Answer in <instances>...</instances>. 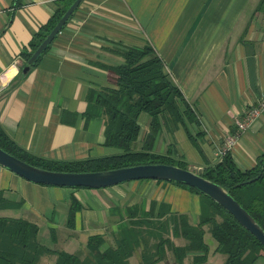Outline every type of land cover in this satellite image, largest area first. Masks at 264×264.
I'll use <instances>...</instances> for the list:
<instances>
[{"label": "crops", "instance_id": "1", "mask_svg": "<svg viewBox=\"0 0 264 264\" xmlns=\"http://www.w3.org/2000/svg\"><path fill=\"white\" fill-rule=\"evenodd\" d=\"M258 1L81 0L23 71L27 59L22 52L33 51L35 34L64 0H0V124L20 147L45 158L121 151L104 144L103 116H86L87 94L113 86L106 66L122 61L116 49L151 44L198 119L191 132L195 140L182 125L171 131L163 127L153 151L184 156L199 172L220 159L227 138L235 134L228 150L240 167H250L264 150V110L243 129L236 121L264 97V11L256 9ZM138 122L133 148L142 146L149 131L148 115L141 112ZM0 188L10 200H22L25 217L63 228L58 237L77 247H84L91 234L114 230L128 206L148 207L156 199L179 210L177 196L163 198L167 185L157 179L99 188L58 186L30 181L0 165ZM175 189V195L196 202L197 215L198 196L185 187ZM71 196L81 207L68 228ZM55 213L59 219H50Z\"/></svg>", "mask_w": 264, "mask_h": 264}, {"label": "trees", "instance_id": "2", "mask_svg": "<svg viewBox=\"0 0 264 264\" xmlns=\"http://www.w3.org/2000/svg\"><path fill=\"white\" fill-rule=\"evenodd\" d=\"M73 0H64L49 22L35 34L31 49L43 39L67 6ZM256 9L264 11V0H259ZM122 61L106 66L113 78V86H106L87 94L86 116L101 115L104 118V144L118 147L121 151L109 155L84 159L61 160L32 154L20 147L0 124V147L13 155L43 168L54 170H99L136 163L162 162L188 167L182 157L171 152L153 151V143L164 128L174 130L180 125L188 137L194 139L188 124L198 119L179 86L164 70V63L151 44L125 46L116 49ZM25 60L30 51L22 52ZM141 112L148 114L149 131L143 137L140 148L136 143ZM199 173L222 184L235 199L264 228V150L255 163L240 167L230 150L220 159L203 167ZM160 180V179H157ZM250 180V181H247ZM177 183V182H175ZM199 195V213L195 221L184 211L171 209L164 200L151 199L148 207L134 204L120 214L115 229L106 233H94L85 242L86 252H70L54 245L62 240L57 228L47 226L49 241L38 238L37 218L0 215V264H37L43 255H53L54 264H128L134 249L144 243L140 252V264H155L168 260L170 255L175 264H203L211 249L204 240L206 230L215 239L213 252L224 254L220 264H254L259 256L264 257L263 244L232 214L216 201L194 187L177 183ZM22 200H10L0 188V209L20 206ZM81 207L70 197L65 225L73 228L75 214ZM48 231V232H46ZM181 238L182 243L175 242ZM189 261L185 263V259Z\"/></svg>", "mask_w": 264, "mask_h": 264}, {"label": "water", "instance_id": "3", "mask_svg": "<svg viewBox=\"0 0 264 264\" xmlns=\"http://www.w3.org/2000/svg\"><path fill=\"white\" fill-rule=\"evenodd\" d=\"M80 1L73 0L67 6L55 24L30 53L23 71H26L36 62ZM0 165L30 181L58 186L99 188L136 179H163L183 183L194 187L220 204L264 246V228L235 199L229 190L222 184L206 178L197 170L189 167H181L173 163L145 162L99 170H54L25 161L2 147H0Z\"/></svg>", "mask_w": 264, "mask_h": 264}, {"label": "rangeland", "instance_id": "4", "mask_svg": "<svg viewBox=\"0 0 264 264\" xmlns=\"http://www.w3.org/2000/svg\"><path fill=\"white\" fill-rule=\"evenodd\" d=\"M144 114H146V113H144ZM147 115L148 114H146V116ZM188 127H189L190 131L193 133V128H195V126L193 127V123L192 124H188ZM192 145H193V143H192ZM181 149H182V147H181ZM173 156H175V155H173ZM175 157L179 158V155L175 156ZM182 158L184 159V156ZM188 167L191 168V169H194L193 166H191V165H189ZM139 180H144V179H139ZM147 180H149V179H147ZM125 182H127V181H125ZM161 182H163L164 184L167 185V188H166L165 192L163 193V198L166 197L165 199H168V198H172L174 196H177V202H176L177 208L176 209H179L178 211L187 212L189 214L190 220L192 222L195 221V219L197 217V215L194 212V208L197 205L196 202L193 199H192V201H190L188 197H185V196H180L179 197V195H175L174 194V193L177 192V189H175V188H179V189L182 188L183 189L184 187L179 185V184H177V183H175V182L168 181V180H163L162 179ZM185 189H187V188H185ZM187 190H189V189H187ZM190 192L194 193L199 198V195L197 193L189 190L188 193L191 194ZM171 205L173 206L172 202H171ZM23 207L24 206L20 205V206L15 207V208L0 209V215H1V213H5L6 215L22 216V217L24 216L25 217L26 211L24 210ZM180 207H184V208H180ZM198 207H199V204H198ZM51 217H52V215H51ZM59 217H60V214L55 213L54 218L52 217L50 219L57 220V219H59ZM37 223L39 225V233H38L39 240L44 242V243L49 241V239H50V238H48L49 237V233L44 234L45 230H47V225H46L47 223L45 222V219L41 218V217H38L37 218ZM60 230H63V228L59 229V231ZM59 231H57L56 234ZM46 232H48V231H46ZM174 240L177 243H182V241H183L181 238H175ZM204 240L209 245V248L211 249V251L209 252V255L207 257L206 262H204L203 264H219L223 260L224 254H222L220 252H213L212 251V248L216 245V241L211 236V234L208 231V229L206 230V232L204 234ZM72 242L73 241L69 242L70 244H65L63 242L61 244H59V241H57V242L54 243V245L56 247L60 248V249H64V250L70 251V252H75L73 250H76L77 248H78L77 251L79 250L82 253L86 252L85 247H83L82 245L80 247H77V244H76V246H71ZM73 245H75V244H73ZM143 245H144V243L141 242V244L134 249L132 256L129 258L128 264H140V252L143 250ZM189 258L190 257L185 259V261H186L185 263H187L189 261ZM52 259L54 260V256L53 255H43V256H41L38 259L37 264H54V261H52ZM155 264H175V263L172 261V258L169 255L168 256V260L159 261V262H156ZM254 264H264V257L263 256H259L256 259Z\"/></svg>", "mask_w": 264, "mask_h": 264}, {"label": "built area", "instance_id": "5", "mask_svg": "<svg viewBox=\"0 0 264 264\" xmlns=\"http://www.w3.org/2000/svg\"><path fill=\"white\" fill-rule=\"evenodd\" d=\"M264 110V97L261 98L256 104L251 105L247 111L245 112L243 118L241 120H237L236 124L239 129H243L250 124V122L261 112ZM235 139V134L231 135L227 138L225 143V148L222 154L228 150L230 145L232 144L233 140Z\"/></svg>", "mask_w": 264, "mask_h": 264}]
</instances>
